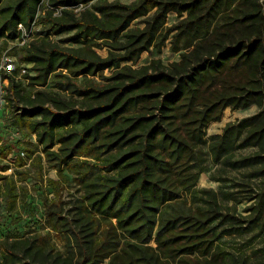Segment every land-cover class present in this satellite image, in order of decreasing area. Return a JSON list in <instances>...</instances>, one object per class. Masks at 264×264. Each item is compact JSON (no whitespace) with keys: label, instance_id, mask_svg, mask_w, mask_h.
I'll return each instance as SVG.
<instances>
[{"label":"trees","instance_id":"16d2710c","mask_svg":"<svg viewBox=\"0 0 264 264\" xmlns=\"http://www.w3.org/2000/svg\"><path fill=\"white\" fill-rule=\"evenodd\" d=\"M18 24L30 35L2 75L8 113L57 179L45 231L2 241L0 264H264V243L245 250L264 239V0H0V38ZM166 43L178 60L133 66ZM251 104L205 137L225 107ZM5 149L12 210L27 162ZM207 172L223 187L198 186Z\"/></svg>","mask_w":264,"mask_h":264},{"label":"rangeland","instance_id":"374dc122","mask_svg":"<svg viewBox=\"0 0 264 264\" xmlns=\"http://www.w3.org/2000/svg\"><path fill=\"white\" fill-rule=\"evenodd\" d=\"M176 20V13L170 12L167 16V24L170 25ZM132 25L142 24L139 20H135ZM5 41L6 44H4ZM19 46L20 45L16 44V40L10 41L0 38V55L3 52H8L9 54L14 55L17 60L15 52ZM98 52L105 55L106 49H98ZM156 57L160 58L163 63H170L178 60L179 54L170 51L169 43H166L160 52H156L154 49L149 52H143L133 66L136 67L145 64L149 62L151 58ZM257 110L258 109L255 104H251L244 108H231L230 106L225 107L220 118L209 122L206 126L205 137L208 138L211 134L221 133L227 123L234 122L237 119L251 115ZM8 112L9 108L5 110V116L0 122V145H5V150H8L3 162L15 164L16 157L23 152L26 156L25 160L27 163L20 166V169H25L28 174L25 179L17 182L16 186L18 197L15 207L12 210L4 208L6 197L0 195V243L5 239L27 234L31 230L37 229L45 231V229H42L44 226L43 199L45 197H53V194L50 192V188L47 184V180L50 178L57 179L55 170L49 168L44 161H42L41 165L36 161L35 157L40 153V147L36 143L34 134H28L21 129H17L14 126L15 123L13 122L10 113ZM4 173H11V169H8ZM197 183L200 187H210L215 190L223 187V183L212 180L209 177V172L200 175ZM245 205V202H240L237 207L242 211ZM243 243L244 240L238 237L223 238V247H226L231 251H239V249H243ZM262 243H264V239H256L253 244L249 248H245V250L251 251V248L257 247Z\"/></svg>","mask_w":264,"mask_h":264},{"label":"built area","instance_id":"2783aa9c","mask_svg":"<svg viewBox=\"0 0 264 264\" xmlns=\"http://www.w3.org/2000/svg\"><path fill=\"white\" fill-rule=\"evenodd\" d=\"M18 29L20 30V37L16 39V44L21 45L26 42L29 38V31L25 29L22 24H18ZM17 66V60L14 55L9 54L8 52H3L0 55V112L7 109L8 102H9V94L10 92L7 90L6 86L8 84V78L2 77L3 73H12V71ZM20 74L26 73L29 65L21 64L20 66ZM17 76L19 78L20 76ZM23 158L25 155L23 152L20 154Z\"/></svg>","mask_w":264,"mask_h":264}]
</instances>
